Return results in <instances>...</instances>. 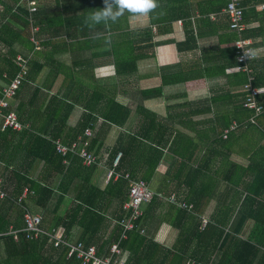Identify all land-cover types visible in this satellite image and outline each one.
I'll list each match as a JSON object with an SVG mask.
<instances>
[{
  "label": "trees",
  "instance_id": "obj_1",
  "mask_svg": "<svg viewBox=\"0 0 264 264\" xmlns=\"http://www.w3.org/2000/svg\"><path fill=\"white\" fill-rule=\"evenodd\" d=\"M159 2L160 8L152 14L151 18L147 17V27L149 29L147 34L149 38L143 40L132 37L131 19L135 18H130L127 13L115 24L99 25L95 29L86 27L84 25L85 16L87 13L101 8L103 0H78L76 6L78 11L82 13V17L79 19H65L67 29L72 30L74 26L80 29L84 28L83 37L91 33V35L96 36L97 33L101 34L98 38L88 41V44L86 42L83 43V45L86 44L85 47L88 53L86 55L84 52L77 60L74 55L71 67L73 70H78L81 74L90 75L91 78L97 80V83L92 81L95 85L91 88L76 79L75 73L78 72L66 74L70 82L66 97L70 98L71 102H65L73 103L70 104L71 109L79 106L88 112V116H83V120L76 126L73 140H76L77 136H82L83 141L89 142V151L98 155L100 148L99 139L97 137L86 138L84 131L86 129L95 131V124L99 118H102L105 124L123 127L124 131L117 139V145L109 152V166L112 167L117 155L122 153L123 156L117 170L125 173L130 172L134 179H145V181L146 178L144 176L148 175L146 172L148 170L145 171L143 167L148 166L154 170L161 160L163 150L169 144V139L164 138L167 127L165 124H160L157 127L154 115L150 111H147L143 118L141 106L133 111L127 105L122 104L118 100L119 86L130 77L137 76L139 62L149 57L150 53H148V50L155 48L153 28H156L160 35L162 34V26L168 27L173 20L184 21L186 18L189 20L191 19L190 17L194 16V12L196 16L192 19H195L196 26L188 33L186 40L176 43L178 52L183 54L191 50L198 51V39L205 35L207 31L214 32L220 36L218 49L217 51L214 49L204 50L201 55L196 53L197 61L191 65L189 74L185 72L186 79H182L183 73L173 72L175 69L181 71L179 64L161 67L159 77L162 84L183 83L187 78L196 76L207 79L225 77L226 83L223 89L213 90L215 96L210 98L211 106H202L199 103L189 110L190 113L199 115L214 112L213 123L215 126L219 125L221 130L223 128L230 129V125L233 122L231 120H234L240 126L233 133L241 130L239 134L243 136L248 131L256 132L259 134L258 144L262 140L264 143V113L259 114L256 120L254 119V123H251L249 118L252 115L248 114V110L242 108L246 103L247 94L238 93V90L247 82L246 74L243 72L227 74L229 69H234L238 65L234 43L239 39L247 40L254 39L256 36H264V11L258 15L255 13L256 17L260 16L259 26L255 30H249L247 27L248 17L252 12L254 14V11L246 10V3L241 1L240 8H242L245 29L237 33L231 27V16L226 11L228 3L225 0H159ZM258 2H262V0H258ZM38 10L29 14L27 6L22 0H0V18L6 19V23L0 25V45L9 47L12 58V60L6 58L11 72L9 78L16 72V54L19 53L20 56L26 57L32 53L35 45L31 41V36L34 35V37L38 38L39 35L46 34V26L44 24L41 23L40 26L39 23L40 27L38 28L33 23H38V20L45 19L47 28L51 31L59 28L56 23L60 21L52 18H40L43 14L40 11L38 12ZM213 16H215V21L212 19ZM188 23L191 25V20ZM36 28L38 31L33 33ZM109 34H113L115 37L111 40V43L101 42V39L109 38L107 36ZM145 41L147 44H145ZM229 43H233V45L221 48L222 44ZM89 44L91 47L107 45L108 49L89 53ZM14 46H17L18 50H13L12 48L15 49ZM249 48L254 51L253 43H251ZM25 51H28V53L24 55ZM96 58H109V61H113L116 67V73L108 86L105 83V79H97L93 73L80 72L87 69V65L92 64L88 61ZM260 62L250 65L253 69L254 81L252 83L255 87H264V57ZM36 64V61L35 64H31L30 61V68H28V74L26 75V78L32 82H34L32 69H36ZM54 75L56 76L57 74ZM9 78H5L6 82L4 84L9 82ZM162 84L149 89H141L140 100L143 102L145 99L160 97ZM20 86L15 97L18 96ZM49 88L50 85L46 88L41 84H36L29 106L34 104V109H40L46 96L44 92ZM234 88L235 94L233 95ZM66 97L53 96L50 99L53 102L55 99L60 102L56 106V109L60 110ZM260 99L261 103L263 102L262 104H264V95ZM226 101L233 106L223 105ZM16 115L18 117L20 114ZM180 115L176 113L174 117L177 118ZM25 122H21L23 127H25ZM180 123L185 125L184 120ZM125 130L129 132L126 133ZM212 131L213 134L216 133V136L218 135L215 128H212ZM223 132L219 138H215V143H219ZM16 134H19L17 135L19 140L25 137L24 131H21V133L12 130L1 131L0 128V136L7 137L8 135L14 136ZM27 140L28 144H31V148L27 152V158L32 160L30 164L35 161L43 162L45 165V169L41 171L44 182L21 174L19 173L20 171H14L16 176L18 174L16 183L6 192L7 197L0 201L8 203L5 211L15 208L16 218L15 221L9 220L7 218L8 212L3 213L2 216L0 215V233L8 232L12 223H14L15 229L25 228L24 215L26 212L36 214L38 209L28 202L32 195L27 201H23L22 204L17 203L22 192L25 188H28L30 192L36 195L34 204L44 212H40L43 217L41 227L44 230L52 232L54 229L62 227L70 242L80 241L86 246L95 245L101 257L110 256L111 246L114 243H118L124 264H185L188 260L195 261L196 264H203L207 262L204 254L210 246H214V250L218 247L221 249L223 259L219 264H253L255 263L254 260L252 263H248L247 260L257 258L262 254L260 246H264V238L258 239L257 242L250 239H240L234 234L240 232L248 218L254 220L257 228L264 231V200L259 199L264 194V144L258 145L246 170L251 175V181L249 187H247L248 195L253 196V198H246V201L250 200L253 206L250 216L247 218L245 216H237L236 221L231 225L230 232H225V230L219 228L217 219L208 223L207 227L201 231L202 219L195 218L189 211L154 198L144 208L143 217L136 222L138 229L129 232L128 238L122 240L123 229L120 224L129 216L124 210V206L128 201V182L124 179L111 180L104 187L101 181H92L97 165L83 166L78 157L72 156L68 158L69 164H65V158L58 154L56 150V141L52 142L33 135L27 136ZM188 142L190 141L187 137L178 135L174 138L172 144H169L179 159V161H174L172 164L179 162L185 172V160H189L190 156L185 157L183 149ZM253 162L257 164L255 169L252 167ZM33 167L36 169L37 164L34 163ZM202 173L203 171L200 168L190 169L186 172V176L195 182L200 177L202 178ZM73 185L77 186L78 192L75 199L69 201L66 198V193ZM205 187H203L201 193L188 194L183 198L184 201L179 199L178 195L180 194L175 195L179 202L187 206L194 204L192 206H195L194 211L196 210L197 212L200 210ZM158 194L161 195V192L156 193V195ZM61 207L66 211L61 210ZM3 209L4 206L0 205V213ZM152 224L167 225L175 230L177 232L176 242L172 246H166L155 240L149 232ZM112 225L114 229L109 234ZM224 225H227V223ZM140 231H143V234ZM2 242L6 258L4 261H0V264H80L75 257H67L66 249H55L48 242L47 236L30 239L26 233H20L19 241H15L12 235H7L2 238ZM211 252L213 251L211 250Z\"/></svg>",
  "mask_w": 264,
  "mask_h": 264
},
{
  "label": "crops",
  "instance_id": "obj_2",
  "mask_svg": "<svg viewBox=\"0 0 264 264\" xmlns=\"http://www.w3.org/2000/svg\"><path fill=\"white\" fill-rule=\"evenodd\" d=\"M34 1L38 4V12L40 11L43 14L40 18H52L60 22L56 23L59 28L54 31L47 28V22L45 19L38 20V23H33L38 28L41 26V23L46 26V34L39 35L37 38L39 41V48L34 50L33 56L31 57V64H35L36 61L39 66L36 64V69H32L34 82L26 78L20 86L18 96L10 102L11 110L15 111L16 114H20L18 116L20 121L23 123L26 120L24 123L25 127L22 129L25 137L22 140H19L17 136L19 134L14 136L8 135L7 137L0 136V180L3 183L6 192L16 183L18 174L16 176L14 171H20L19 173L21 174L28 175L30 178L44 182L43 174L41 173V171L45 169L44 163L33 161L37 164V168L35 169V167H33L34 163L30 164L32 161L31 158H27V152L31 148V144H28L27 136H39L40 138L42 137L52 142L61 141L66 145H70L75 135L76 126L83 120V116H88V112L83 108L75 106V108L71 109L70 104L73 103L65 102H71L70 98L66 97L68 84H70L66 74L69 72H78L79 75L77 77L75 75L76 79L89 85L91 88L97 83V80L91 78L90 75L87 76L81 74L78 70H73L71 68L74 55L76 56V60L81 57L84 52L87 55L88 51L86 50L85 45L88 44V41L98 38L96 35H91L92 33L83 37L82 34L85 32L84 28L80 29L75 26L72 27V30L66 28L65 19H79L82 17V13L78 11L76 6L78 0ZM241 1L246 3V10L254 11V14L252 12L248 17V29H257L260 16L256 17L255 13L258 15L264 11L261 10V5L264 4V0H262V2H258V0ZM195 16L194 12V16L190 17L191 19L189 20L188 18L184 21L173 20L168 27L165 28V26H162V34L160 35L157 31L153 43L161 48L159 54L160 56L162 55L161 59L163 58L162 66H159L155 69L154 73L147 74L145 77L153 78L152 83L154 84L150 83L152 84L150 85L146 82L145 86H141L136 82L134 85V81H138L141 77L139 69L137 76L130 77L128 80L120 84L118 100L122 104L130 107L133 111L139 109L141 106L143 118L145 117V114H147V111H152L157 127L160 124H165L167 127V132L164 134V138L169 139V144H172V141L178 135L187 137L190 142L185 145L183 150L185 157L190 156V158L189 160H185L186 167L184 168H186V172L190 169L199 168L203 171L202 178L200 177L195 182L192 181L191 178H188L179 162L172 164L174 161H179V159L173 152L172 146H169L168 144L163 150L161 160L154 170L148 166L143 167L145 171L148 170L146 171L148 175H145L144 177L146 178L150 190L154 194L159 193L160 191L164 196L180 194L178 195L179 199L184 201L183 198L188 194L201 193L203 187L206 186L200 203V210L197 212L196 210L194 211L195 206H192L194 204H191L189 206H191L192 209L189 210V213H192L195 218L202 219L201 231L207 227L208 223L217 219L219 228H222L225 232H230L231 225L236 221L237 216H245L246 218L250 216L253 206L251 205L250 200L248 202L246 201V198H253V196L248 195L247 187H249L251 175L246 170L250 164L252 156L258 148V145L264 143L262 140L261 142L259 141L258 144V133L248 131L241 136L239 134L241 130L238 131V133H231L226 139L221 135L219 143H215V138H219L222 131L227 129L223 128L221 130L219 125H214L213 119L215 113L212 112L199 115L190 113L189 110L198 105V102L201 103L202 100H206L207 106H211L212 103L210 98L215 96L213 90L218 88L223 89V86L226 83L225 77L207 79L199 76H189L190 78H187L183 83L162 84L161 78L159 77V70L161 67L179 64V69L181 71L175 69L173 72L183 73L182 79H186L185 72L189 74L191 65L197 61L196 53L201 55L204 50L209 51L214 49L217 51L218 49L220 36L214 32L207 31L205 35L198 39V51L191 50L183 54L178 52L176 43L186 40L188 33H190L191 29L196 26L195 19H192ZM147 19V17L142 18L144 27L148 26ZM212 19L215 21V16H213ZM190 20L191 25L188 23ZM5 21L6 19L0 18V25H4L6 23ZM39 23L40 26L38 25ZM113 34L107 36L113 40L115 38ZM167 34H169V37L165 39ZM159 36H161L162 39L159 38ZM156 37L161 40L160 43L155 42ZM106 39L107 37L101 39V42H105ZM248 40L253 43L254 51L257 52L255 61H252L249 64H255V62L259 63L264 57V43L262 44L264 36H256L254 39ZM84 42H86V44L83 45ZM230 45H233V43L222 44L221 48ZM14 47L15 49L12 48L13 50H18L17 46ZM88 49L89 53H91V51L96 52L108 49V47L107 45L91 47L89 44ZM10 52L11 50H9V47L0 45V86L6 82L5 75L10 77L11 74L6 61V58L12 60ZM27 53L28 51H25L24 55ZM18 55L20 54L17 53L16 56ZM153 57H155L154 51L149 54L148 58L142 59V61H147ZM88 62H91L92 64L87 65L88 68L80 72H85L87 74L93 73L97 79H105V83L108 86L116 73V67L113 64V61H109V58H96L95 60ZM259 68L262 69L260 66ZM230 73L233 74L237 72L229 69L227 74ZM54 74L57 75L55 76ZM36 84H41L46 88L50 85V88L44 92L46 95L45 100L41 105V108L38 110L34 109V104L29 106L30 100L32 99L33 89ZM161 84L162 92L160 97L145 99L143 102L140 100L141 89H149L153 86H160ZM179 86L182 88L177 90V87ZM166 87H168V93L164 90ZM241 92L242 88L238 90V93L241 94ZM232 94H235V88L233 89ZM53 96H58L59 98L66 97L63 107H61L60 110L56 109L57 104H60V102L57 99H55L54 102L50 99ZM148 104L153 105L152 107L154 108H150L151 105ZM223 105L231 106L228 101ZM176 113H179L182 116L180 115V117L176 118L174 117V114ZM182 120H184L185 125L180 123ZM232 121L234 120H231V122ZM2 125L3 119L0 117V128ZM95 125L96 129L95 131H92V137H97L99 139L100 148L98 155L100 157V162L97 165L95 176H93L92 181H101L102 186L105 187L109 183L107 172L112 168L109 166V152L117 145V139L123 133L124 128L110 125L108 123L105 124L102 118H99ZM212 128L216 129L217 136L216 133L213 134ZM18 132L21 133V131ZM125 132L128 133L129 131L125 130ZM119 166L120 163L118 167ZM255 166H257V164L253 162L252 167L254 169ZM77 192V186H71L68 193H66V198L69 201H73ZM35 196V194L30 193L28 196V198L30 197L29 200L27 198L29 204L38 209L36 213H44L36 204H34ZM259 199L264 200V194H262ZM6 203L7 202L4 203L0 201V205L4 206L0 215L2 216L3 213L8 212L7 218L15 221V208L13 207L12 210L5 211V208L8 205V203ZM62 209L64 210L63 207H61V210ZM226 223L227 225H224ZM11 227H14V223L10 225L9 229ZM151 227L152 228L149 232L158 242L166 246H172L174 242H176L177 232L172 228L167 225L158 224H152ZM113 229L114 227L112 225L109 234L113 232ZM234 235L243 240L250 239L258 242V239L264 238V231L257 228L254 220L248 218L240 232L235 233ZM260 248L262 249V254L257 258H250L247 260L248 263H252L254 260L255 263L253 264H264V246L261 245ZM207 250L208 251L204 254L207 262H204L203 264H219L223 259L221 249L218 247L214 250V246H210ZM211 250L213 252H211ZM121 256L122 254L120 255V259ZM5 258L6 254L4 245L1 241L0 261H4Z\"/></svg>",
  "mask_w": 264,
  "mask_h": 264
},
{
  "label": "built area",
  "instance_id": "obj_3",
  "mask_svg": "<svg viewBox=\"0 0 264 264\" xmlns=\"http://www.w3.org/2000/svg\"><path fill=\"white\" fill-rule=\"evenodd\" d=\"M228 3L227 12L231 16V27L233 30L240 33L244 31L245 25L243 23V13L242 8H240L241 0H225ZM25 2L28 13H35L38 9V4L34 0H22ZM261 9L264 10V4L261 5ZM38 29H34L33 33L37 32ZM31 41L34 43L35 48H38V42L35 40L34 35L31 37ZM250 40L239 39L234 43L236 48V59L238 65L232 69L236 72H243L246 74L247 78L250 80L253 77L250 75L253 73V69L250 67V62H252L256 56L253 54L247 58L242 59V55L245 51L251 50L249 48L251 45ZM17 66L15 74L9 78L7 84L0 86V117L3 119L2 130H12L20 131L23 126L19 122L16 114L13 111H9L10 102L14 99L17 89L22 84L26 75L28 74L29 56L23 57L18 56L15 60ZM7 76V75H5ZM242 93H246V103L245 107L250 110H254L255 116L264 113V105L261 104L260 97L264 94V87H252L250 82L245 83L242 86ZM251 123H254V117L249 118ZM236 128V123L230 126V129H226L223 133V138L226 139ZM84 136L86 138L92 137V131L86 129L84 131ZM57 152L65 158L64 163L69 164V159L72 157H78L81 160V164L86 167L99 164V155L89 151L88 141H83L82 136H77L76 140H73L70 145L63 144L61 141L55 143ZM122 153H119L115 158L112 168L108 170L107 179L108 181L124 179L128 182V201L124 206V210L129 214V216L121 222V227L123 229L121 239L125 240L128 238V233L138 229L136 222L143 217L144 208L149 205L154 198L164 201L170 205H174L182 210L189 211L192 209L191 206H187L184 203L179 202L175 194H170L168 196L156 195L154 194L148 183L144 180H136L128 172H119L116 170L118 167ZM28 188L22 192L18 204H22L23 201L27 200L30 195ZM7 197V193L3 188L2 181H0V200H4ZM26 221V227L21 229H15L11 227L8 232L0 233V242L2 238L7 235H12L15 241H19L20 233H26L27 237L30 239H38L43 236L48 237V242L55 249H66L67 257H75L80 264H124V261L120 259L122 254L118 243H114L111 246V255L108 257H101L98 254V250L95 246H86L83 242H70L66 236L65 230L62 227L54 229L52 232H47L41 225L43 217L40 213L30 214L26 212L24 215ZM143 234V231H140ZM185 264H196L195 261L188 260Z\"/></svg>",
  "mask_w": 264,
  "mask_h": 264
},
{
  "label": "clouds",
  "instance_id": "obj_4",
  "mask_svg": "<svg viewBox=\"0 0 264 264\" xmlns=\"http://www.w3.org/2000/svg\"><path fill=\"white\" fill-rule=\"evenodd\" d=\"M158 8H160L159 0H103V6L101 8H98L94 11L87 13V15L84 18V25L86 27H88L89 29H95L99 25H109L110 23L115 24L126 13L129 14L130 18H143V17L151 18L152 14L155 13ZM99 35H101V34L97 33V36H99ZM34 38L38 42V48H39V41L36 37H34ZM105 43L106 44L111 43L110 37L105 40ZM38 48L34 47V49L32 50V53L29 55V63L31 61V57L33 56L34 50H36ZM253 54L254 53L251 50L245 51L242 55V59L247 58ZM18 56H20V55H18ZM26 57H28V56H26ZM28 68H29V65H28ZM5 77L9 78L8 75ZM260 88H262V87H260ZM10 109H11V106L9 107L8 110L12 111ZM19 122L21 123V121H19ZM20 131H22V130H20Z\"/></svg>",
  "mask_w": 264,
  "mask_h": 264
},
{
  "label": "rangeland",
  "instance_id": "obj_5",
  "mask_svg": "<svg viewBox=\"0 0 264 264\" xmlns=\"http://www.w3.org/2000/svg\"><path fill=\"white\" fill-rule=\"evenodd\" d=\"M131 29H132L131 30V35H132V37L134 39H141V40H143V39L149 38V35L147 34V32H148L149 29L147 27H144L143 26L142 19H139V18L131 19ZM153 33H154V35L157 34V29L156 28H153ZM168 37H169V34H167L165 36V39L168 38ZM159 38H161V36H159ZM160 41L161 40H159L156 37L155 42L156 43H160ZM145 44H147L146 41H145ZM160 50H161V48L159 46H156L152 50H148V53H153V51H154L155 52V57H153V58H151V59H149L147 61L146 60L145 61H142L141 60V62H139V69H140V72L139 73H140L141 77L139 78L138 81L137 80L134 81V85L136 84V82L138 83V85H141V86H145L146 82L149 83V84L152 83L153 78H150V77L145 78V77L147 76V74L154 73L155 69L158 68L159 66H162L163 58L161 59L162 55L160 56V54H159L160 53ZM256 53L257 52L254 51V55L255 56L257 55ZM75 75L77 77L79 74L77 73ZM250 77H253V79L249 81V79L247 78V83L250 82L251 86L252 87H255V86H253V83H252L254 81L253 73L250 75ZM152 84H154V83H152ZM152 84H150V85H152ZM180 88H182V87L181 86L177 87V90H179ZM164 90H166V92H167L168 87H166ZM198 104H199V102H198ZM148 105H151V104H148ZM201 105L202 106H207L206 100H204V101L202 100L201 101ZM262 105H264V104H262ZM152 106L153 105H151L150 108L153 109L154 107H152ZM242 108L248 110V114L249 115H252L254 117V119L256 120L257 116H255L254 110L248 109L247 107H245V104L242 106ZM233 122L236 123V128L235 129H238L239 126H240L239 123H237L236 121H233ZM233 122L231 123V125L233 124ZM236 133H238V132H236Z\"/></svg>",
  "mask_w": 264,
  "mask_h": 264
}]
</instances>
